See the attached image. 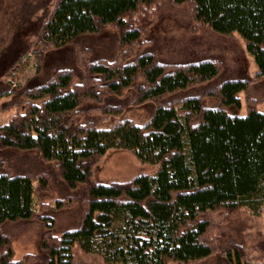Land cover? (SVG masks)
<instances>
[{
	"label": "trees",
	"instance_id": "obj_1",
	"mask_svg": "<svg viewBox=\"0 0 264 264\" xmlns=\"http://www.w3.org/2000/svg\"><path fill=\"white\" fill-rule=\"evenodd\" d=\"M135 12L175 18L192 49L156 42ZM0 14V149L38 151L70 190L45 199L48 174L15 173L0 158V264H79L76 248L105 264H190L223 250L229 264H264V230L255 228L253 257L223 241L217 218L247 208L260 226L264 214V0H0ZM110 28L114 55L95 56L83 40ZM149 100L143 123H96ZM112 148L155 172L95 181L94 163ZM60 209L75 215L57 232ZM20 221L39 232L28 236L36 249L18 255L22 234L6 229Z\"/></svg>",
	"mask_w": 264,
	"mask_h": 264
},
{
	"label": "rangeland",
	"instance_id": "obj_2",
	"mask_svg": "<svg viewBox=\"0 0 264 264\" xmlns=\"http://www.w3.org/2000/svg\"><path fill=\"white\" fill-rule=\"evenodd\" d=\"M15 1V0H14ZM145 7L141 5L139 10H144ZM169 10V8L167 9ZM171 10L174 11V15H177L176 7L171 8ZM139 12H135L133 16H136ZM163 13L165 15L171 14L170 11L163 10ZM144 14L139 13V16L144 21L141 22L143 26L147 25L146 29L152 36V38L157 42L158 38H163L164 45L170 48V50H178L180 52L181 47L180 45H185L184 51L187 49H192L190 46L185 44V42L188 40V37L191 35V33L178 24L177 20L175 18L171 17H159L154 18L153 15L144 18ZM136 19V18H135ZM0 22H1V14H0ZM1 25V24H0ZM109 31L111 33L109 36L105 35V33H99L94 34L91 36H87L86 39L83 40V44L89 46L91 45L93 47L92 50L94 51L93 54L95 56H113L114 55V28H110ZM148 33V35H149ZM195 33H199L203 35V38L201 39L212 42H216L213 39V36L207 32V31H197ZM98 40H100L98 42ZM198 40V39H197ZM229 40L231 38L227 37L224 41L221 43H228L229 49L231 50V44L229 43ZM238 39L237 42H235V45H238ZM98 42V43H97ZM197 43L196 41H194ZM241 42V41H240ZM217 43V42H216ZM243 44V43H242ZM201 46V45H200ZM218 49V46H215V48H212L211 51L206 50L205 52L207 54H211L213 51L215 54V50ZM226 50V49H224ZM161 60L168 61L171 56L170 54L167 55L165 51L163 50L160 54ZM248 57V54H247ZM168 58V59H167ZM249 58V61L247 60V67L253 71L256 68V65H254L251 61V58ZM172 60V58H171ZM170 60V61H171ZM226 60L230 61L231 58H227ZM231 62V61H230ZM33 72V68H26L22 72L18 73L17 75V82L22 83L25 78L30 75ZM250 72V71H249ZM259 80L258 78H256ZM128 93V91H127ZM129 95V93H128ZM124 97H112L111 102L113 103H120L124 101ZM154 110V104L152 101H146L144 103H137L134 105H130L125 107L124 110H122L121 114L118 115L119 117L111 116L107 119L104 118H97L96 123L99 126H106L116 120V118H122L128 117L131 118L135 123H143L152 116V112ZM8 115V112H3L0 110V123L3 122ZM0 158L4 161L5 167L9 168L12 172L15 173H30L32 175L38 174L40 172L46 173L50 177V190L45 191L44 193L45 199L49 198V200L56 199L58 197H63L70 193V190L66 188V186L62 183L60 180L55 168L52 166L51 163L44 161L38 151L36 150H15L12 148H1L0 149ZM156 166L154 163L150 162H143L142 160L136 158V156L133 154L132 151L129 149L124 148H112L108 149L102 156L98 157L96 162L93 165L92 168V178L95 181L99 182H110V181H125L128 179L133 178L134 176L140 174L141 172L144 173H153L155 172ZM43 193V191H42ZM79 194V193H76ZM68 207L67 210H69ZM64 211L62 209L57 210L53 212V214H58L60 216H56V223L58 227H55V230L58 232L63 227L67 226L69 223V219L75 215L74 211H64L59 214V212ZM223 213H218L217 218L222 219L221 223H219V231L222 232V239L223 241L229 242H236V246H243V249H247L249 254L253 257H256L260 255L258 251V245L257 241L254 239V231L255 228H261V230H264V214L263 216H260L258 220H260V226L255 224V217H253V214L247 209L239 208L237 209L236 213L231 217L230 221L224 219ZM59 218V219H58ZM12 226V229H6L7 232L15 231L17 233L22 234V236L19 234L13 235V246L15 248V254L20 255L23 251L29 250L33 251L36 249L34 239L36 235L38 234V226L34 221H20L16 223H10ZM28 233H30L28 235ZM34 237V239L31 241L29 237ZM211 239V237H210ZM231 240V241H230ZM261 247L264 248V242L260 243ZM264 250V249H263ZM74 257L76 261L79 264H105L103 260L98 256L94 254H88L82 252L80 249L75 250ZM226 252L223 250L214 252L211 256L201 259V261L198 262H192L190 264H229V262L225 258ZM232 258H234V255H232Z\"/></svg>",
	"mask_w": 264,
	"mask_h": 264
}]
</instances>
